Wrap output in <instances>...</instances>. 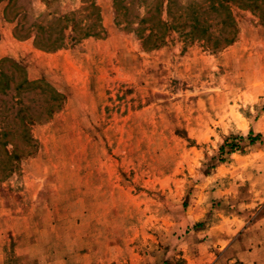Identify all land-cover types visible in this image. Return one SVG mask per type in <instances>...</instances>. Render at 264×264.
<instances>
[{
  "label": "rangeland",
  "instance_id": "374dc122",
  "mask_svg": "<svg viewBox=\"0 0 264 264\" xmlns=\"http://www.w3.org/2000/svg\"><path fill=\"white\" fill-rule=\"evenodd\" d=\"M95 1L100 36L20 58L57 100L0 61V264H264V8L233 7L236 40L212 50L173 29L144 45L166 0ZM7 3L0 40L14 13L82 7Z\"/></svg>",
  "mask_w": 264,
  "mask_h": 264
},
{
  "label": "trees",
  "instance_id": "16d2710c",
  "mask_svg": "<svg viewBox=\"0 0 264 264\" xmlns=\"http://www.w3.org/2000/svg\"><path fill=\"white\" fill-rule=\"evenodd\" d=\"M6 0H0V3ZM18 0H7V6L4 14L16 6ZM45 7H49L55 0H39ZM82 7L76 11L68 13H49L51 19L45 23L35 21L25 27L26 21L19 13H14L11 22H15L14 37L17 40L32 39L34 47L43 52H53L64 47L67 40L87 39L89 37H98L103 32L101 23V11L95 0H80ZM148 2V0H142ZM114 4L121 3L114 0ZM233 7L239 9H248L258 16H262L264 0H195L179 7L176 0H166L161 3V9L158 7L152 11L148 8L146 16L139 19L138 24L144 25L139 38L145 44L152 42L156 47L157 42H161L162 37L155 33V28L163 31L168 29L185 32L186 38H198L206 43L207 48L212 50L224 49L235 42L237 37V26L233 16ZM24 12V11H23ZM187 29V30H186ZM23 30L26 34L21 35ZM141 31V32H142ZM69 32V34H67ZM144 32H148L145 34ZM217 32V36L212 33ZM154 41H151L153 40ZM10 64L20 72V81L16 89L35 90L42 85L49 91L50 98L57 100L59 93L49 86L43 80L30 81L27 79L23 67L12 59L5 58L2 65ZM6 71L0 70V90L8 87ZM21 103V102H18ZM20 120L27 123V116L23 115ZM29 120V119H28ZM25 123V124H26ZM10 130L0 128V137H7ZM233 148V145H231Z\"/></svg>",
  "mask_w": 264,
  "mask_h": 264
},
{
  "label": "crops",
  "instance_id": "0c3cea01",
  "mask_svg": "<svg viewBox=\"0 0 264 264\" xmlns=\"http://www.w3.org/2000/svg\"><path fill=\"white\" fill-rule=\"evenodd\" d=\"M29 49L31 51L36 49L32 41L27 40L22 42L17 40L14 34L8 31L0 40V61L5 58H12L19 63L20 58L23 56V51L27 52Z\"/></svg>",
  "mask_w": 264,
  "mask_h": 264
}]
</instances>
